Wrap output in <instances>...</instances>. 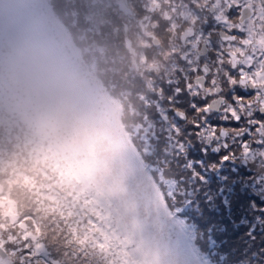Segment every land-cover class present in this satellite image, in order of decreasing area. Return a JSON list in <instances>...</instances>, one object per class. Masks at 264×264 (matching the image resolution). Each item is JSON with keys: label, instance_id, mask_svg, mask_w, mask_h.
Instances as JSON below:
<instances>
[{"label": "trees", "instance_id": "1", "mask_svg": "<svg viewBox=\"0 0 264 264\" xmlns=\"http://www.w3.org/2000/svg\"><path fill=\"white\" fill-rule=\"evenodd\" d=\"M68 1L90 8L101 7L104 3V0H90L89 5V0ZM46 3L44 9L51 13L47 9L51 8L55 13L56 0H47ZM83 10L80 9V12ZM91 12L79 15L81 19H85L84 22L77 19L82 26L81 37L86 36L92 42L93 39L95 41L96 38L104 36L105 32L109 40L112 35L118 34V22L115 21V24L105 29V20L97 19L94 15L96 13ZM182 13L184 16V12ZM57 15L61 20L62 15ZM91 18L99 21V25H94ZM61 22L63 25L68 23ZM86 22L89 24H85ZM169 28L171 25L166 29L163 27V30L168 32ZM84 43L87 50L96 52L97 48L91 47L90 42ZM124 49L122 46L119 54L123 53ZM73 53L87 68L76 45L73 46ZM105 77L101 68L93 74L98 93L97 103L101 108L98 115L77 114L73 106L66 115L43 122L30 136L16 141L0 137V182L5 185V189H1L0 201L6 202L5 207L0 206V226L3 228L0 229V240L6 244L21 237L25 245L30 243L28 235L41 232L43 237H46L45 240L52 242L51 233L54 232L53 227H57L58 235L60 232L64 233L62 240L66 243V251L71 252L72 260L82 258L75 264H166L159 255L163 247H171L181 254L180 264H264V224L252 235L249 234V228L242 225L243 219L256 212L252 207L246 208V205L253 202L260 206L264 200V190L254 189L252 169L249 164L244 163L243 155L236 159L235 165L238 162L240 166L233 168L237 172L234 176L227 177L226 175L231 173L223 171L213 177V182L205 187V193L196 189L198 198L196 204L194 203L195 212L207 221L189 219L184 213V207H177L176 201L172 199L175 196L184 197V192H180L183 188L189 193L190 190L185 186L187 182L183 179L189 170L183 166L178 167L181 175L179 180L173 181L174 168L168 162L174 163V158L170 156L169 149L167 153H163L165 143L159 148L158 157L151 166L157 173V181H160V184L164 181L166 192L159 185L160 190L154 191V197L139 193L136 195L137 200L133 199L131 202L132 211L126 213L123 208L118 213L117 206L105 198L93 197V182L113 171L111 163L122 164L134 152L133 144L136 146L133 138L135 133L126 116L129 114V104L127 101L125 104L117 82H106ZM141 78L143 77L139 74L138 79ZM152 88L154 84L149 85V94ZM187 107L184 98L178 97L176 104L174 103L168 112L173 119L174 111H186ZM152 109L157 112L155 108ZM119 117H122V122ZM160 125L168 126L167 123ZM221 126L226 132L227 127L238 129L242 142L247 141L252 134H259V128L253 127L255 125L243 126L240 121ZM202 129L206 131L208 128ZM99 139L112 145L111 154L98 151L96 143ZM234 148L243 150L242 146L234 145ZM219 151L223 149L219 148L218 153L212 151L209 159H217ZM165 155L168 162L164 160ZM185 161L188 165V160ZM210 164L212 163L205 164L206 170L210 169ZM224 178L229 179V182L224 181ZM196 181L198 188L205 183L204 177L199 175L196 176ZM259 182L264 183V180ZM208 198L215 202L207 203ZM201 206L204 208L201 209ZM85 210L90 213V217L86 221L88 226L83 229L78 222H81ZM10 214L17 218L16 224H12ZM95 216L98 217L100 226L95 224ZM210 219L214 220L209 221ZM221 220L225 222L222 225L226 234L224 240L223 235L220 240L216 235ZM189 221L194 223L192 233ZM203 222L206 227L202 230ZM8 225L12 227L9 228ZM124 225L126 227H123ZM240 229L242 230L239 232ZM163 230L168 232V240L165 243L155 235ZM201 232H206L205 244L208 251L203 250L202 242L198 243ZM222 240L221 249L223 243H227L224 252L218 255V244ZM39 242L40 238L37 243ZM19 251L23 249H15V252L10 250V253L13 256ZM32 251L34 252V248ZM23 256L27 259L24 260L20 256L19 264H39V260L45 261L38 259L31 250Z\"/></svg>", "mask_w": 264, "mask_h": 264}, {"label": "rangeland", "instance_id": "2", "mask_svg": "<svg viewBox=\"0 0 264 264\" xmlns=\"http://www.w3.org/2000/svg\"><path fill=\"white\" fill-rule=\"evenodd\" d=\"M89 3L90 0L88 1V5ZM142 3H145V9H151L153 18L156 17L154 6L159 4L158 10H161L165 6V17L169 20L170 16L171 20V28H169L168 32L163 30L164 22L161 21H157L155 28L152 27L149 22L150 17L145 16L142 12ZM262 3H264V0H157V3L154 0H104L101 7L90 8L83 4H72L68 0H56L54 4L55 13L51 8H47L51 14L57 17L58 26L62 32L75 34L77 37L76 47L86 62L85 66H87L89 72L93 75L101 68L105 72L106 77L104 80L106 79V82H117L125 104H127L126 101L129 104V114L126 116L130 121L133 133H135V136L132 135L136 144V146L133 144L134 152L120 165L111 163L110 167L113 171L106 176L97 178L93 182L94 198H105L117 206L118 213L121 212L122 208L126 213L132 211L131 202H133V199L137 200L136 195L139 193L150 194V196L154 197L153 193L156 189H159V185L166 192L167 188L164 186V181L161 184L160 181H157V173L151 166L154 165L155 159L158 157L159 148L164 146L163 143L166 144L163 153H167L169 149L170 156L174 158V163H169L166 155L164 159L174 168L172 172L173 181L179 180V176L181 175L178 167L183 166L189 170V173L183 177L185 183L187 182L185 186L190 190L189 193L185 192L183 188L180 192H184V197L175 196L172 199L176 201L177 207H184L185 215L193 221L195 219L207 221V219L201 215L198 216L195 212L194 203L196 204V199L198 198L196 192L201 191L205 193V187L213 182V177L223 171L231 173V175H226L227 177L234 176L237 172L233 168L240 166L238 162L237 165L235 163L236 159L241 157V155H243L245 160L244 163L251 166L254 189L264 190V183L259 182V180H264V126L257 127L259 128V134L256 136L252 134L247 141L242 142L238 129L227 127V132L223 133V127L221 125H214L210 121L211 117L209 114L206 117L207 124L193 122L189 124V127H184L182 122L176 119L175 115L172 119L168 112L172 109V105L176 104L178 97H180L184 98V102L194 109V114L197 112L198 114L202 113L201 109L203 107L198 106L196 100L198 94L187 90L180 91L181 89H185L186 84H189L188 76L191 75V69L195 64L201 66L207 65L210 62V59L203 61L199 59L201 45L206 41H201L202 35L199 38L197 36L194 37L197 35L199 28L200 33L207 34L203 29L204 22L200 18L199 12L207 16L206 18L214 23L216 35L220 31H224L225 27L230 30L229 32L234 31L236 34H240L241 32V35L237 36L238 48L244 54V45L240 43L248 41L249 35L253 41H259L263 31L260 25H255L254 22L251 23L249 16L246 17L243 14L251 9L258 10L262 7ZM46 4L48 5V3ZM80 9L84 10L80 12ZM91 11L96 13L93 14L97 19L103 18L105 20L103 25L105 29L107 26L110 27L115 24V21L118 22V29L116 30L118 34L112 35V41L108 39L106 32L104 36L99 35L100 37L96 38L95 41L93 39L92 42L86 36L81 37L82 26L77 19L84 22L85 19H81L79 15L91 14ZM77 12L79 13L75 15ZM182 12H184V16ZM57 13L63 16H61V20L58 18ZM91 19L94 25H99V21L94 18ZM61 21H68V23L67 25H63ZM254 21L257 22L256 19ZM85 24H89V22ZM188 28L193 32L192 35ZM95 35L94 33L93 36ZM191 36L193 38L190 40ZM154 39H158V45H154ZM85 41L90 42L91 47L97 48L96 52L87 50L85 48ZM207 45L210 47L208 54L211 58L213 55L228 54L231 49L228 42L220 41L217 38L213 40L212 47L209 43ZM122 46L125 47L124 54H119V49ZM98 48L101 49L99 50ZM139 74L143 78L138 79ZM143 83H147V85H143ZM151 84H154V88L150 90L149 94L147 90ZM189 88L192 87L189 86ZM152 107L157 112L153 111ZM231 111H233V108H231ZM213 117L219 120L220 124L223 123L224 125H227L225 123L230 119L224 117L223 113H219V115ZM120 119L122 122V117ZM253 121L260 122L264 120L254 117ZM165 123L168 126L160 125ZM194 123H196V127H193ZM209 124L214 125L211 130L208 127ZM203 127H207L208 129L204 131ZM217 129L220 131L218 132ZM129 135L131 136V134ZM238 136L239 139L237 138ZM208 143L215 145L217 150L222 148L224 152L221 151L216 156L217 159L210 160L209 156L213 152L211 151L212 147L210 149L205 147ZM242 143L244 144L243 150L239 151L238 148H234V145L241 147ZM96 145L99 152L111 154L112 145H108V142L99 139ZM140 149L142 150L138 151ZM185 159L188 160V165L185 164ZM208 162L212 164H210V169L206 170L205 164ZM190 174L193 175L188 177ZM197 175L204 177L205 180L201 188H198ZM187 177L188 179H186ZM244 180L248 181L245 178ZM224 181L229 182V179L224 178ZM172 184L175 185L174 182ZM0 186L2 187L0 188L1 194V189L4 190L5 185L0 182ZM191 200L194 202H191ZM206 201L209 204L215 202L212 198H208ZM5 205V201H0V206L5 207ZM249 207H252V210L256 212L251 214L247 219H243L242 225L243 227L247 226L249 234L252 235L254 231L256 232V230L260 229V225L264 224V200L260 206L257 203L251 202L250 205H246V208ZM203 208L201 206V209ZM89 217L90 213L85 210L78 225L86 229L88 226L86 221ZM10 219L12 220V224H16L18 221L11 214ZM213 220L210 219L209 221ZM71 221L76 222V220ZM95 222L96 225L100 226L98 217L96 216ZM223 224L225 222L221 220L220 226H218L219 230L216 233L219 240L222 238V235L223 240L226 237ZM193 225L194 223L189 221L190 233L194 230ZM8 227L11 228L12 226L8 225ZM123 227H126V225ZM205 227L206 223L203 222L202 230ZM53 230L54 232L51 233L52 242L45 240L44 238L46 237H43L44 234L41 232L28 235L27 238L30 243L25 245L21 237L13 243L6 242L4 244L0 241L5 251L9 253L8 261L5 264H19L21 262H19L20 256L26 260L27 258L23 255L29 250L38 256V259L45 260H39V264H75L80 261L82 258L76 261L72 260L71 252L68 253L66 251L64 246L66 243L62 240L64 233L60 232L58 235L56 233L58 232L57 227H53ZM155 235L163 243L168 240V232L165 230ZM39 238L41 242L37 243ZM223 240L218 244V255L225 250L227 242L223 243L221 249ZM206 241V232H201L198 243L202 242L203 250L208 251V247L205 244ZM32 248H34V252ZM15 249H23V251H19L16 255L12 256L9 251L15 252ZM64 252L67 256L64 255ZM159 255L165 260L166 264H180L182 262V255L178 254L171 247H163ZM82 264L85 263L83 262Z\"/></svg>", "mask_w": 264, "mask_h": 264}, {"label": "clouds", "instance_id": "3", "mask_svg": "<svg viewBox=\"0 0 264 264\" xmlns=\"http://www.w3.org/2000/svg\"><path fill=\"white\" fill-rule=\"evenodd\" d=\"M46 2L0 0V137L6 140L32 135L73 106L77 114L101 111L93 75L73 53L77 37L59 29Z\"/></svg>", "mask_w": 264, "mask_h": 264}, {"label": "flooded vegetation", "instance_id": "4", "mask_svg": "<svg viewBox=\"0 0 264 264\" xmlns=\"http://www.w3.org/2000/svg\"><path fill=\"white\" fill-rule=\"evenodd\" d=\"M154 1L157 3V0ZM158 8L159 4H156L154 6L156 17L153 18V14L150 11L151 9H145V3L141 4L142 12L145 16L150 17L149 22L152 27L155 28L157 21H161L164 22V28L166 29V27L168 28L171 25L170 16L169 20H167L165 17V6H163L161 10H158ZM199 16L203 19V29L207 32V34L200 33L199 28L197 35L194 36L199 38L200 35H202L201 41H206L203 45H201L199 59L202 61L210 59V62L207 65L204 64L201 66H199V64H195L191 69V75L188 76V85L192 87L190 88L191 92L198 94L196 99L198 106L204 108L207 105L211 108V111L207 113V116L208 114L210 115V121L214 123V125L223 124H220V121L213 117L222 113L220 111L222 108L224 111H231V108H233V111H239L241 115H243L246 111L251 110L255 114L254 117H259L264 120V3H262V7L258 10L251 9L243 14V16H249L251 23L254 22L255 25H260L263 31L260 35L259 41H253L252 37L249 35L248 41L240 43L244 45V54H242L238 48L239 43L237 36L241 35V32L240 34H236L234 31L229 32L230 30L225 27L224 31H220L216 35V32H214L216 29L214 23L206 18L207 16H204V14H200V12ZM254 19H256L257 22H255ZM188 30L192 35L193 32L189 28ZM192 38L193 36L190 37V40ZM216 38L220 41L228 42L231 49L228 54H221L219 56L213 55L211 58L208 54L210 47L207 43H209L212 47L213 40ZM153 43L154 45H158V39H154ZM209 73L210 76H208ZM202 78H204V80ZM212 93H215V95ZM239 95H244L247 99L243 101H236V107L234 108L232 107V104L235 103V96ZM225 105H229V107L224 108ZM187 106L186 111H183L185 113V120L183 123L185 125H189L193 122L203 124L205 114L203 112L201 114H198V112L193 114L192 111L194 109L190 108L188 104ZM218 109V112H214ZM249 114L251 115V113ZM239 121L242 122L243 126H253L259 123L254 122L253 119L245 121L243 117H240ZM236 122L237 119L230 118L225 124L231 125V123ZM225 132V129H223V133ZM206 147L208 149L212 147L211 151L218 153L215 145L208 143ZM0 229L3 228L0 226ZM1 242L0 247L5 251V248L2 245L3 242ZM6 255L9 257L8 252H6ZM7 261L8 258L6 257L5 259L0 260V264H5Z\"/></svg>", "mask_w": 264, "mask_h": 264}, {"label": "snow or ice", "instance_id": "5", "mask_svg": "<svg viewBox=\"0 0 264 264\" xmlns=\"http://www.w3.org/2000/svg\"><path fill=\"white\" fill-rule=\"evenodd\" d=\"M191 91V89L189 88L188 84L185 85V89H181L180 91ZM213 95H215V93H212ZM247 99V97H245L244 95H239V96H235V103L232 104V107H236V101H243ZM229 105H225L224 108H228ZM211 111V108L208 107L207 105L201 109V112H203L205 114V119H204V123L207 124V113H209ZM220 111L223 113L224 117H228V118H233V119H237V122H239V118L243 117L245 119V121H249L252 120L254 118V112H252L251 110L246 111L243 115H241L239 113V111H224V109H220ZM249 113H252L251 115ZM199 123V122H197ZM256 127H262L264 126V121H260L258 124L255 125ZM193 127H196V123L193 124ZM209 129L211 130L212 127H214V125L209 124L208 125ZM251 130V129H250ZM217 131L219 132L220 130L217 129ZM239 139V136L237 137ZM244 144L242 143V148H243Z\"/></svg>", "mask_w": 264, "mask_h": 264}, {"label": "water", "instance_id": "6", "mask_svg": "<svg viewBox=\"0 0 264 264\" xmlns=\"http://www.w3.org/2000/svg\"><path fill=\"white\" fill-rule=\"evenodd\" d=\"M202 79L204 80V78H202ZM218 110H216V111H218ZM175 115H176V117L178 118L179 121H184L185 120V115L183 113L176 112ZM6 257H8L6 255V252L0 247V260L5 259Z\"/></svg>", "mask_w": 264, "mask_h": 264}, {"label": "bare ground", "instance_id": "7", "mask_svg": "<svg viewBox=\"0 0 264 264\" xmlns=\"http://www.w3.org/2000/svg\"><path fill=\"white\" fill-rule=\"evenodd\" d=\"M206 49V48H205ZM208 76H210V73H209V75ZM214 101V100H213ZM214 104V103H213ZM212 106V105H211ZM241 127H243V126H241ZM217 163V162H216ZM217 165V164H216ZM231 175V174H230ZM222 184V183H221Z\"/></svg>", "mask_w": 264, "mask_h": 264}]
</instances>
